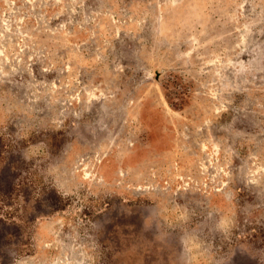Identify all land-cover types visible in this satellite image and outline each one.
I'll list each match as a JSON object with an SVG mask.
<instances>
[{"label": "rangeland", "instance_id": "obj_1", "mask_svg": "<svg viewBox=\"0 0 264 264\" xmlns=\"http://www.w3.org/2000/svg\"><path fill=\"white\" fill-rule=\"evenodd\" d=\"M0 264H264V0H0Z\"/></svg>", "mask_w": 264, "mask_h": 264}]
</instances>
